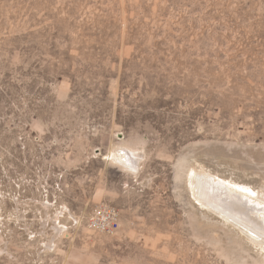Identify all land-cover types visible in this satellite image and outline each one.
<instances>
[{"label":"rangeland","instance_id":"rangeland-1","mask_svg":"<svg viewBox=\"0 0 264 264\" xmlns=\"http://www.w3.org/2000/svg\"><path fill=\"white\" fill-rule=\"evenodd\" d=\"M205 173L264 202V0H0V264H264Z\"/></svg>","mask_w":264,"mask_h":264},{"label":"bare ground","instance_id":"bare-ground-1","mask_svg":"<svg viewBox=\"0 0 264 264\" xmlns=\"http://www.w3.org/2000/svg\"><path fill=\"white\" fill-rule=\"evenodd\" d=\"M122 151V158L126 162L123 166L131 167V164H135L133 158L128 154L135 155V150L123 148ZM112 156L117 159L119 155L114 153ZM206 174L194 175L195 180L194 177H191V185L195 189L197 200L205 207H209L210 210L213 209L216 213L222 214L233 223L239 224L243 229L246 228L264 240V202L257 200L254 202L251 196L246 194L248 192L245 189L237 185H226V181L224 183L215 181L214 178Z\"/></svg>","mask_w":264,"mask_h":264},{"label":"built area","instance_id":"built-area-1","mask_svg":"<svg viewBox=\"0 0 264 264\" xmlns=\"http://www.w3.org/2000/svg\"><path fill=\"white\" fill-rule=\"evenodd\" d=\"M93 226L101 232L111 235L119 226L118 217L114 210L100 207L96 210L94 216L90 220V227Z\"/></svg>","mask_w":264,"mask_h":264},{"label":"snow or ice","instance_id":"snow-or-ice-1","mask_svg":"<svg viewBox=\"0 0 264 264\" xmlns=\"http://www.w3.org/2000/svg\"><path fill=\"white\" fill-rule=\"evenodd\" d=\"M243 190V189H242Z\"/></svg>","mask_w":264,"mask_h":264}]
</instances>
